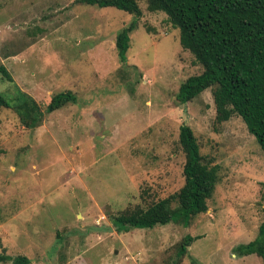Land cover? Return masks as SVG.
I'll return each mask as SVG.
<instances>
[{"label":"rangeland","instance_id":"374dc122","mask_svg":"<svg viewBox=\"0 0 264 264\" xmlns=\"http://www.w3.org/2000/svg\"><path fill=\"white\" fill-rule=\"evenodd\" d=\"M138 1L125 64L116 36L135 14L77 0H0V66L13 77L0 72L11 105L0 110V254L28 264H264L237 251L263 221L264 151L239 115L217 121L212 89L177 100L203 67L167 14ZM67 90L77 102L46 113ZM21 92L44 112L37 127L15 108ZM183 123L218 166L208 210L189 223L114 225L115 215L184 185ZM187 235L198 238L181 256Z\"/></svg>","mask_w":264,"mask_h":264},{"label":"trees","instance_id":"16d2710c","mask_svg":"<svg viewBox=\"0 0 264 264\" xmlns=\"http://www.w3.org/2000/svg\"><path fill=\"white\" fill-rule=\"evenodd\" d=\"M99 7H116L135 14L136 19L116 36L119 58L127 63L131 32L137 27L142 10L138 0H77ZM150 11H163L169 21L180 30L183 49L189 50L202 65L200 74L188 77L179 87L177 100L186 104L212 89L219 122L239 115L248 131L254 135L264 151V0H147ZM0 72L10 81L13 77L4 66ZM15 108L21 120L30 128L40 125L44 112L29 94L21 92ZM77 102L71 90L56 93L45 108L51 113L68 103ZM11 107L7 96L0 92V110ZM180 145L186 153L185 183L169 197L148 207L138 206L112 218L114 225L128 228H152L181 218H191L208 210L219 180L218 166L211 165L201 153L192 127H180ZM177 201L178 207L172 203ZM264 212V209H263ZM198 237L187 235L181 240L179 254L185 255ZM241 256L256 253L264 263V217L258 236L240 244ZM0 260L28 264L27 256L0 254Z\"/></svg>","mask_w":264,"mask_h":264},{"label":"crops","instance_id":"0c3cea01","mask_svg":"<svg viewBox=\"0 0 264 264\" xmlns=\"http://www.w3.org/2000/svg\"><path fill=\"white\" fill-rule=\"evenodd\" d=\"M247 256V255H246Z\"/></svg>","mask_w":264,"mask_h":264}]
</instances>
